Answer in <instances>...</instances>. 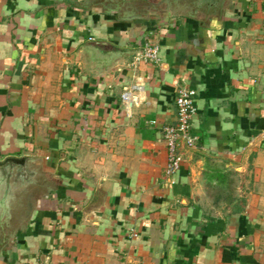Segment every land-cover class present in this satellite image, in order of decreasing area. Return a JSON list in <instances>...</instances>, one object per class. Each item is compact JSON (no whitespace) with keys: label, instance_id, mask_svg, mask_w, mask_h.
Returning a JSON list of instances; mask_svg holds the SVG:
<instances>
[{"label":"crops","instance_id":"crops-1","mask_svg":"<svg viewBox=\"0 0 264 264\" xmlns=\"http://www.w3.org/2000/svg\"><path fill=\"white\" fill-rule=\"evenodd\" d=\"M190 1L0 0V264H264V0Z\"/></svg>","mask_w":264,"mask_h":264},{"label":"built area","instance_id":"built-area-1","mask_svg":"<svg viewBox=\"0 0 264 264\" xmlns=\"http://www.w3.org/2000/svg\"><path fill=\"white\" fill-rule=\"evenodd\" d=\"M160 48L151 40H147L142 50L137 54L136 60L145 63L158 64L160 62ZM145 93L143 84H135L122 94V102L130 111L132 106L140 101ZM196 90L188 85L180 86L176 96L177 122L175 125H167L163 129L167 146L166 175L172 178L182 167L184 161V149L195 147L197 137L191 128V121L197 112L195 104Z\"/></svg>","mask_w":264,"mask_h":264},{"label":"water","instance_id":"water-1","mask_svg":"<svg viewBox=\"0 0 264 264\" xmlns=\"http://www.w3.org/2000/svg\"><path fill=\"white\" fill-rule=\"evenodd\" d=\"M14 161L17 162V164H19L21 167H23V168L26 167L27 162L25 159H14Z\"/></svg>","mask_w":264,"mask_h":264},{"label":"rangeland","instance_id":"rangeland-1","mask_svg":"<svg viewBox=\"0 0 264 264\" xmlns=\"http://www.w3.org/2000/svg\"><path fill=\"white\" fill-rule=\"evenodd\" d=\"M179 1L182 2V0H179ZM183 2H184V0H183ZM198 2H199V0H191V1L188 3V5H190V6L193 7V8H196L197 5H199Z\"/></svg>","mask_w":264,"mask_h":264}]
</instances>
